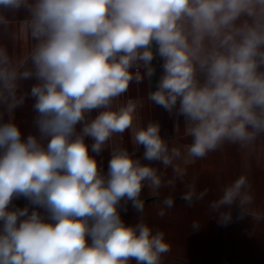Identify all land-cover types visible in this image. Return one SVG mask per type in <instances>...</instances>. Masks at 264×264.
I'll list each match as a JSON object with an SVG mask.
<instances>
[{
  "label": "clouds",
  "instance_id": "obj_1",
  "mask_svg": "<svg viewBox=\"0 0 264 264\" xmlns=\"http://www.w3.org/2000/svg\"><path fill=\"white\" fill-rule=\"evenodd\" d=\"M21 9L13 25L5 12ZM0 30L11 40L0 43V264H163L170 243L145 221L143 189L158 195L183 182L184 165L264 138V0H0ZM156 58L155 90L127 97L132 83L151 84ZM28 98L25 137L14 113ZM145 100L182 116L191 142L142 122ZM125 132L131 152L115 139ZM140 146L172 176L136 158ZM105 148L107 173L96 159ZM20 197L28 206H13ZM129 201L140 213L131 225L120 211ZM162 204L161 217L174 200ZM233 204L264 220L246 175L209 207L227 225Z\"/></svg>",
  "mask_w": 264,
  "mask_h": 264
},
{
  "label": "crops",
  "instance_id": "obj_2",
  "mask_svg": "<svg viewBox=\"0 0 264 264\" xmlns=\"http://www.w3.org/2000/svg\"><path fill=\"white\" fill-rule=\"evenodd\" d=\"M13 25L23 22L27 13L24 9L19 11H6ZM0 43L11 45L10 34L0 30ZM24 50L23 46L21 52ZM159 58L153 60L156 66V75L151 84L148 80L137 85L132 83L127 97H147L150 90H155L159 76L162 74ZM33 80L24 81L22 91H30ZM33 100L26 99L23 107L17 108L14 113L16 123L20 126L22 134L26 137L34 133L32 120L35 116L31 105ZM142 122L151 120L159 122L161 136L165 139H175L178 143H190L191 138L184 135V118L176 116L175 111L169 113L164 108L150 104L145 100V106L140 111ZM177 125L179 129L176 131ZM123 143L131 152L133 145L129 133L115 138ZM91 142V141H89ZM144 148L140 146L135 157L142 163L160 167L166 171L167 177L172 176L171 168L164 170L157 161L143 159ZM110 150H105L96 157L105 173L108 170ZM186 175L183 182H177L175 187H162L158 195L151 194L145 187L142 198L145 200L143 216L145 221L153 227L165 232V238L170 243V252L163 257V264H264V220H254L250 216H241L238 205L230 206L232 221L227 225L219 223L218 216L212 213L209 205L218 199L224 185L231 183L240 175H246L252 185L254 193L253 208L264 212V138H260L251 148H241L238 145L225 143L206 157L196 160L194 163L184 165ZM193 189L198 195L201 192L207 194L203 199L193 197L191 204L182 199L189 189ZM171 196L174 206L165 210L163 217L157 215L162 201ZM28 201L20 197L13 201V206L23 208L28 206ZM123 205V202H122ZM126 207V210H125ZM41 211H43L41 209ZM121 218L126 224H135L140 218V213L132 207L129 201L121 208ZM193 221H199L198 230H193ZM131 264H135L132 261Z\"/></svg>",
  "mask_w": 264,
  "mask_h": 264
}]
</instances>
